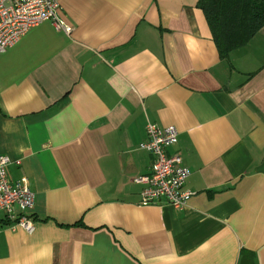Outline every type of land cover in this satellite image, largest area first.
I'll return each instance as SVG.
<instances>
[{
	"label": "crops",
	"instance_id": "obj_1",
	"mask_svg": "<svg viewBox=\"0 0 264 264\" xmlns=\"http://www.w3.org/2000/svg\"><path fill=\"white\" fill-rule=\"evenodd\" d=\"M196 0H60L0 51V153L34 190L0 264H264V25L221 57ZM148 119L193 193L141 203ZM19 160V162H16Z\"/></svg>",
	"mask_w": 264,
	"mask_h": 264
},
{
	"label": "built area",
	"instance_id": "obj_2",
	"mask_svg": "<svg viewBox=\"0 0 264 264\" xmlns=\"http://www.w3.org/2000/svg\"><path fill=\"white\" fill-rule=\"evenodd\" d=\"M60 0H0V51L13 44L22 32L40 20H52L56 27L67 31L71 25L61 20L56 12ZM146 137L141 147L153 155L150 170L137 173L133 180L142 181L140 202L147 204L164 199L169 204L182 206L194 192L186 183L189 168L182 163L179 150L169 151L170 145L178 138V128L172 122L160 124L148 119L145 125ZM11 157L0 153V210L5 219L32 232V210L34 190L21 179L11 177L7 165ZM19 162V160H16Z\"/></svg>",
	"mask_w": 264,
	"mask_h": 264
},
{
	"label": "trees",
	"instance_id": "obj_3",
	"mask_svg": "<svg viewBox=\"0 0 264 264\" xmlns=\"http://www.w3.org/2000/svg\"><path fill=\"white\" fill-rule=\"evenodd\" d=\"M221 57L244 44L264 25V0H196Z\"/></svg>",
	"mask_w": 264,
	"mask_h": 264
}]
</instances>
